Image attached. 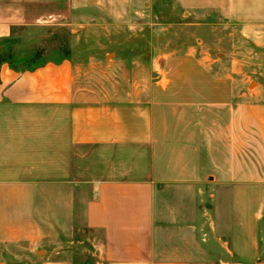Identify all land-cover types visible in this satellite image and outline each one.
Segmentation results:
<instances>
[{
	"label": "crops",
	"instance_id": "0c3cea01",
	"mask_svg": "<svg viewBox=\"0 0 264 264\" xmlns=\"http://www.w3.org/2000/svg\"><path fill=\"white\" fill-rule=\"evenodd\" d=\"M175 2L264 26V0ZM88 5L115 4L0 0V40L77 22ZM200 55L167 53L129 100L90 93L67 58L22 70L1 63L0 264H264L260 176L214 145L236 84ZM76 240L86 260L74 259Z\"/></svg>",
	"mask_w": 264,
	"mask_h": 264
},
{
	"label": "rangeland",
	"instance_id": "374dc122",
	"mask_svg": "<svg viewBox=\"0 0 264 264\" xmlns=\"http://www.w3.org/2000/svg\"><path fill=\"white\" fill-rule=\"evenodd\" d=\"M109 1L115 5L84 7L77 22L18 28L12 37L0 40V65L22 70L67 58L90 93L129 100L146 92L167 53L196 47L201 57L223 64L236 84V97L223 119L227 129L214 145L221 147L224 158L233 153L243 159L245 171L257 170L263 195L264 26L227 22L214 11L188 12L175 0ZM230 110L236 121L231 126ZM258 226L264 257V211ZM74 249L79 251L74 255L78 261L89 256L80 240Z\"/></svg>",
	"mask_w": 264,
	"mask_h": 264
}]
</instances>
